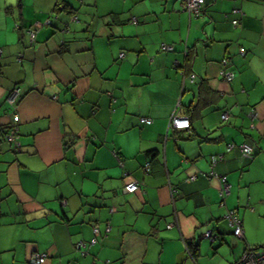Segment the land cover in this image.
<instances>
[{"label": "crops", "instance_id": "1", "mask_svg": "<svg viewBox=\"0 0 264 264\" xmlns=\"http://www.w3.org/2000/svg\"><path fill=\"white\" fill-rule=\"evenodd\" d=\"M180 1L0 0V264H207L224 243L234 264L245 222L264 223V0H203L197 18ZM12 87L18 153L1 138ZM197 101L188 130L167 129Z\"/></svg>", "mask_w": 264, "mask_h": 264}, {"label": "built area", "instance_id": "2", "mask_svg": "<svg viewBox=\"0 0 264 264\" xmlns=\"http://www.w3.org/2000/svg\"><path fill=\"white\" fill-rule=\"evenodd\" d=\"M182 1H183L181 4L182 9L186 10L187 13H189L192 16L197 15L199 6L202 0H182ZM26 34L28 37V43H30L34 37V29L33 28L27 29ZM159 48L161 50H167V51L171 50V46L166 45V44H160ZM121 55H122L121 53L118 54V56H121ZM220 63H221V68L218 70V74L221 76L223 81L228 82L231 79L232 74L229 70L225 69L224 67L226 65L225 60H221ZM189 78H192V74L189 75ZM17 95H18L17 87H12L3 98V102H5L7 105L12 107L11 109H9V112L7 113V116L9 117V122H8L9 126L7 127V130L5 131V133L3 134V138L6 141H14L15 139V135H14L15 126L13 125L18 120V117L15 111V108H13V104H14V100ZM220 118L224 120L226 118V113L225 112L220 113ZM139 120L144 123H148L150 121L148 118H140ZM187 125H188V122L185 116L178 115L175 112H172L170 114L169 120L167 122V127L170 126L175 129H182V128H187ZM233 146H234L233 144L227 143L225 150L227 151L231 149ZM237 149L239 151L240 156L245 157V158L250 157L251 152H252L251 147L246 143H241L237 145ZM219 159H220L219 155L216 157H212L210 160L211 165H213L214 162ZM192 178H193V175H190L189 179H192ZM221 180L222 181H220L219 190L221 192L226 193L227 184L223 182V179ZM122 189L124 192L135 191L137 189V183L135 181H129L123 185ZM61 203H63V201H61ZM224 218L227 221V225L231 227V234L235 236L236 238L241 239L240 221L238 220V218H236L233 211L228 210L225 213ZM92 232L96 234L97 233L96 228H92ZM204 236L208 237L209 232H206ZM211 238L212 237L209 236L210 240ZM93 242H94V239L92 238L89 241V243H93ZM78 246H83V243L82 242L77 243L76 247L78 248ZM43 260H44L43 254H32L28 261L30 264H40L43 262ZM234 264H264V247H259V249L258 248L254 249L253 247L245 245L240 257Z\"/></svg>", "mask_w": 264, "mask_h": 264}, {"label": "trees", "instance_id": "3", "mask_svg": "<svg viewBox=\"0 0 264 264\" xmlns=\"http://www.w3.org/2000/svg\"><path fill=\"white\" fill-rule=\"evenodd\" d=\"M182 0L180 1V4H179V6H180V8H181V10L183 11V12H185L189 17H191V18H197V17H199V16H201V14H202V3H203V0H202V2H201V4H200V6H199V10H198V13H197V15H195V16H192V15H190L189 13H187V11L186 10H184V9H182V7H181V4H182ZM54 7L55 8H57V5H56V3H54ZM62 8V6L60 7V9ZM70 21H72V20H70L69 19V21H67L66 22V24H65V22L63 23L65 26H64V29H65V31H63V32H66L67 31V24H68V22H70ZM231 25H235L236 23H237V20L236 19H233V20H231ZM34 32H35V30H34ZM160 44H165V43H160ZM160 47V46H159ZM163 51H167V50H163ZM119 54V53H118ZM118 54H117V57L118 58H120L121 56H118ZM122 54V53H121ZM187 55H186V53H185V57H186ZM221 60H225V63H226V65L224 66L225 67V69H227V70H229L228 69V66H227V58H221ZM221 60H219V69L221 68ZM230 71V70H229ZM231 72V71H230ZM231 74H232V72H231ZM232 77H233V74H232ZM232 77H231V79H232ZM220 78H221V76H220ZM222 79V78H221ZM231 79L229 80V81H231ZM223 80V79H222ZM228 81V82H229ZM225 82V81H224ZM7 92H9V90L7 91ZM6 92V93H7ZM19 94V93H18ZM6 95V94H5ZM18 97V95L16 96V98H15V100H14V103L17 101V98ZM200 104V102L198 103V101L196 102V104H194L193 106H192V108H189V109H187V113L186 114H183V113H177V112H175L174 110L172 111V112H175L176 114H178V115H183V116H185L186 117V119H187V122H188V125H187V128H182V129H175V128H172V127H170V126H168L167 127V129H175V130H188V128H189V126H190V121H191V118L193 117V116H196L197 114V109H198V107L200 106L199 105ZM199 105V106H198ZM9 112V111H8ZM7 112V113H8ZM171 112V113H172ZM6 113V114H7ZM170 113V114H171ZM170 116V115H169ZM140 118H146V117H140ZM140 118H138V120L140 119ZM149 119V118H148ZM219 119L221 120V121H224L223 119H221L220 118V115H219ZM150 120V119H149ZM168 120H169V117H168V119H167V122H168ZM17 122H18V120L16 121V123L13 125V126H15V130H14V135H15V139H14V141H6L4 138H3V134L5 133V131L7 130V127L9 126V123L5 126V128L3 129V131H1V138H2V140L3 141H5L6 143H8L10 146H11V151L13 152V153H18L19 152V148H18V142H17V138H18V128H17ZM139 122H141L140 120H139ZM150 122V121H149ZM148 122V123H149ZM141 123H143V124H148V123H144V122H141ZM167 129H165V130H167ZM164 137H165V134H164ZM163 137V138H164ZM15 142H16V144H15ZM244 143V142H243ZM250 146V145H249ZM252 153H253V151L251 152V155H250V157H247V158H245V157H243V158H245L246 160H249V158H251L252 157ZM216 156H218V155H210L209 156V166H210V168L216 163V161L214 162V164L213 165H211V158L212 157H216ZM220 156V155H219ZM242 157V156H241ZM220 160H221V156H220ZM146 171H148V161H146L144 164H143V167H142V172L143 173H146ZM201 175H204V176H208V177H212V176H214V178L215 177H217V180H218V184H219V187H220V181H222L221 179H223V182H225L226 183V180L224 179V176H221V175H219V176H217V174H214L213 172H208V173H206V174H203V173H200ZM194 179V175H193V178L192 179H189V176H187L186 177V179H185V181H187V180H193ZM218 187V197H219V199H223L225 196H226V193L225 192H221ZM168 189L169 190H172V187L170 186V187H168ZM62 201V200H61ZM63 204V203H62ZM231 211H233V210H231ZM227 212V210L225 211V213ZM225 213H224V215H225ZM239 220V219H238ZM223 221L225 222V224H226V226L228 227V229L230 230V232H231V227L229 226V225H227V221L225 220V218H224V216H223ZM240 221V220H239ZM167 225V224H166ZM97 230V229H96ZM206 232H209V236H211L212 238L211 239H213L214 237H215V234L214 233H212L211 231H205L204 233H202V235L204 236V234L206 233ZM232 235V234H231ZM209 236L208 237H205L206 239H209ZM184 247H185V252L186 253H188V255H190V256H193V255H195V250H196V248H197V246H196V244H192L191 242H185L184 243ZM254 249H259V246H254L253 247ZM244 249V248H243ZM243 251V250H242ZM242 253V252H241Z\"/></svg>", "mask_w": 264, "mask_h": 264}, {"label": "rangeland", "instance_id": "4", "mask_svg": "<svg viewBox=\"0 0 264 264\" xmlns=\"http://www.w3.org/2000/svg\"><path fill=\"white\" fill-rule=\"evenodd\" d=\"M34 25L38 26V24H34ZM241 207H243V205ZM251 220L252 219H250L248 222H245L244 228H243V230L245 231V234L247 235L246 238L244 237V242H247L245 245L249 244L248 246L250 247H254L256 245L259 247H264V241L261 238V236L264 233V223L262 222L257 223ZM232 240L235 241V243L236 242L238 243L239 248L243 245V242L241 240L236 239L235 236L232 237ZM229 245L231 246L230 243ZM220 248L224 249L221 255L219 254V251L217 250V253L215 257L213 258V260L207 261V264H227L228 263V256H229L228 252L230 251L228 249V245L224 243L217 249H220Z\"/></svg>", "mask_w": 264, "mask_h": 264}]
</instances>
